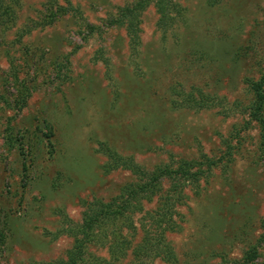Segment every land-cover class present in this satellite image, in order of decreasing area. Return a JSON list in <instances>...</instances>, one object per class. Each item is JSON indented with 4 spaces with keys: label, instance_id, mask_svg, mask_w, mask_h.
I'll use <instances>...</instances> for the list:
<instances>
[{
    "label": "rangeland",
    "instance_id": "obj_1",
    "mask_svg": "<svg viewBox=\"0 0 264 264\" xmlns=\"http://www.w3.org/2000/svg\"><path fill=\"white\" fill-rule=\"evenodd\" d=\"M136 2L0 0V264L68 259L89 204L138 180L106 172L107 149L146 172L194 164L197 179H180L179 228L144 264H245L253 247L264 264V151L248 114L249 81L264 73V0H172L166 22L153 1L131 32L121 16ZM173 181L161 176L125 226L132 247ZM132 247L113 261L92 250L130 264Z\"/></svg>",
    "mask_w": 264,
    "mask_h": 264
},
{
    "label": "trees",
    "instance_id": "obj_2",
    "mask_svg": "<svg viewBox=\"0 0 264 264\" xmlns=\"http://www.w3.org/2000/svg\"><path fill=\"white\" fill-rule=\"evenodd\" d=\"M153 1L159 10L163 22L172 19V11H178L176 3L172 2V0H137L133 7L124 8L121 21L132 18L133 14H135L136 20L138 10ZM135 26L136 24L133 23L132 19L127 21V27L130 31L132 30L131 32L134 31ZM90 28L92 27L90 26ZM249 85L255 96L253 103L249 107L248 114L251 120L256 121L260 125V150L264 151V73L258 81H249ZM200 97L199 101L202 100L204 102L205 96L200 95ZM187 98L191 102H195L193 101L195 98L193 95H187ZM197 104H199V107L200 103ZM105 153L109 158V163L105 169L106 172L123 168L138 177V180L124 185L120 189L119 194L109 202L96 200L94 204H89L90 207L84 212L83 223L75 226L72 231V234L76 236V240H74L72 250L68 252V259L63 263L58 260L45 264H111L108 261L123 259L133 245L132 237L135 230L132 227L130 231H126V229H129L125 226H133L132 219L137 212L143 210V201L161 190L158 182L161 176H167L174 180L171 190L161 196L163 201L154 215L153 213L142 215L140 219L142 238L131 249L132 261L130 264H139V260L141 264L152 262L153 256L155 258V256L161 255L160 251L168 247L164 241L166 229L176 231L179 228V225L172 219V214L176 206L184 204L181 193L184 182L179 187L180 179H192L193 181L197 179L195 173L191 174L189 171L194 164L183 162L187 169L183 166H179L177 169H170L167 165H160L150 172H146L139 169L131 157H121L110 149H107ZM262 227L263 231L257 240L259 245L264 244V221ZM92 249L95 251L106 249L110 260H105V258L98 256ZM257 254V250L254 247L248 250L244 258L245 264H255L253 261L256 259ZM27 264L40 263L30 262Z\"/></svg>",
    "mask_w": 264,
    "mask_h": 264
}]
</instances>
